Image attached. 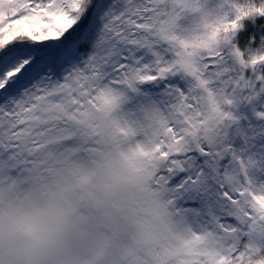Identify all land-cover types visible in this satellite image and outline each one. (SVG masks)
Returning a JSON list of instances; mask_svg holds the SVG:
<instances>
[{"label": "clouds", "instance_id": "clouds-1", "mask_svg": "<svg viewBox=\"0 0 264 264\" xmlns=\"http://www.w3.org/2000/svg\"><path fill=\"white\" fill-rule=\"evenodd\" d=\"M207 3L171 0L166 19L151 33L176 53L171 67L199 106L185 114L182 98L174 110L149 103L126 118L121 90L86 103L79 123L91 129L96 149L85 155L46 151L26 183L7 177L0 183V264H200V256L221 264L225 259L211 232L198 233L178 220L154 179L162 160H152L173 121L182 133L172 149L178 153L193 144H221L237 122L239 99L225 95L215 83L219 73L206 74L202 62L205 52L229 35L227 28L216 27L219 9L212 11ZM234 60L242 69L258 70L264 50L247 59L237 51ZM257 115L264 118V112ZM223 179L238 183L232 172ZM256 193L264 195V187ZM245 206L252 207L247 201L236 205L240 213ZM249 264H264V256Z\"/></svg>", "mask_w": 264, "mask_h": 264}, {"label": "snow or ice", "instance_id": "snow-or-ice-1", "mask_svg": "<svg viewBox=\"0 0 264 264\" xmlns=\"http://www.w3.org/2000/svg\"><path fill=\"white\" fill-rule=\"evenodd\" d=\"M170 6L171 0H0V183L6 177L26 183L46 151L85 155L96 149L80 116L86 103L111 90L124 93L126 118L149 103L174 110L182 98L185 114L199 106L171 67L176 53L151 35ZM207 7L219 9L216 27L229 35L202 56L206 74L219 73L215 83L225 95L251 101L264 92V65L242 69L234 54L247 59L264 50V0H208ZM170 127L153 162L178 153L172 149L182 133L176 121ZM225 196L235 205L249 202L251 211L243 215L264 224V195L250 183ZM217 247L221 264L254 258L253 249ZM199 261L215 264L206 256Z\"/></svg>", "mask_w": 264, "mask_h": 264}, {"label": "rangeland", "instance_id": "rangeland-1", "mask_svg": "<svg viewBox=\"0 0 264 264\" xmlns=\"http://www.w3.org/2000/svg\"><path fill=\"white\" fill-rule=\"evenodd\" d=\"M259 112H264V93L251 101H239L234 109L237 122L229 127L221 144L203 143L199 148L193 144L162 160L156 172L158 184L181 223L198 233L211 232L222 247L253 249L257 258L261 257L264 224L245 217L225 193L235 194L249 183L256 190L264 187V118ZM228 172L237 175L235 186L224 182ZM244 210L251 211L247 206ZM225 229L232 231L226 233Z\"/></svg>", "mask_w": 264, "mask_h": 264}, {"label": "trees", "instance_id": "trees-1", "mask_svg": "<svg viewBox=\"0 0 264 264\" xmlns=\"http://www.w3.org/2000/svg\"><path fill=\"white\" fill-rule=\"evenodd\" d=\"M203 169H204V168H203ZM261 246H262V247L260 248V251H262V252H261V254H260V252L258 251V254H260V256H264V240L261 241ZM236 249H238L239 251L243 252V251H246V250H248V249H250V248L245 247L244 250H240V248H236ZM253 255H254L255 258H257V256H256L255 253H254Z\"/></svg>", "mask_w": 264, "mask_h": 264}]
</instances>
